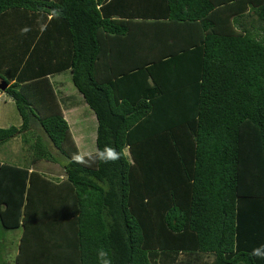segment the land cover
Returning <instances> with one entry per match:
<instances>
[{"label": "trees", "instance_id": "1", "mask_svg": "<svg viewBox=\"0 0 264 264\" xmlns=\"http://www.w3.org/2000/svg\"><path fill=\"white\" fill-rule=\"evenodd\" d=\"M2 15L29 37L0 65L21 118L0 145L21 136L32 165L64 173L0 163L14 264H100V249L113 264H264L250 255L264 245V0H0ZM66 70L115 163L73 159L48 79Z\"/></svg>", "mask_w": 264, "mask_h": 264}, {"label": "crops", "instance_id": "2", "mask_svg": "<svg viewBox=\"0 0 264 264\" xmlns=\"http://www.w3.org/2000/svg\"><path fill=\"white\" fill-rule=\"evenodd\" d=\"M23 18H24V21L27 20L26 16H24ZM13 19L15 20L16 17L12 16V15L0 16V39L1 38L7 39V37H9L8 40L5 39V42L0 43V65H2L4 63L12 62L14 60L12 56L17 53L16 46H15L17 44H14L13 42H15L16 38L19 37L16 41V42H18V45H19V42L21 39H23V41H24L22 43L26 44V42H27L26 40L29 37L28 34L22 35L21 32L16 33L14 30H10V29L5 28L4 24L10 20H13ZM118 63H120V62H117V64ZM1 70H0V84L3 82V79L1 78L2 75H3V77L4 76H10V75L4 74V72H2ZM59 74H60V78L55 79V76L59 75ZM63 74H65V75H63ZM6 78H8V77H6ZM48 79L50 80V83L52 84L53 89L56 93L57 99L59 101L60 107H61L63 115H64V118L68 122V125H70L69 126L70 130H71L70 118L73 121V124H72L73 125V133L75 136L77 135L76 137L75 136L73 137V135H72L73 140H74L77 148L82 149V147H81L82 144H80L81 143L80 138L83 141V137L80 136V133H79L80 130H78V128L80 126L76 125L77 122L73 118L76 115V113H74L73 111H74V109L78 108L79 111L82 110L84 112L85 111L84 106H86V107H88V106L85 103L83 96L74 87L72 80H71V71L70 70H66L64 72L57 73V74H51L48 76ZM68 80H70V81H68ZM12 83H13V81H10L9 85ZM9 103H13L12 100L6 95V93L0 91V128H9L10 126H14L15 122H12V120H10L9 116L7 118V116L4 113V109L6 108V105ZM86 110H88L89 113H87V115L85 117H83L84 118L83 120L85 121L86 119H89L90 122H91V119L96 120L94 112L92 110H90L89 108L88 109L86 108ZM90 111H91V113H90ZM18 121H19V123H18ZM18 121H16L17 126H15V127H19L21 125L20 116L18 117ZM96 122H97V120H96ZM96 128H97V125H96ZM95 141H96V138H95ZM24 156L27 159L26 153L24 154ZM0 163H4V162L0 161ZM38 163L39 162L32 165V162L30 159V165H28V167H30V169H32V170H36L35 166ZM7 164H10V163H7ZM54 164H56V163H54ZM38 172H40V173L44 174L46 177L52 178V179H62L64 177V174H60L59 176H55V175H49V174L45 173L44 171H38ZM20 236H21V234H20ZM20 236H19V239H20ZM17 245H18V243H17ZM16 252H17V246L15 249L11 250L12 257L15 258ZM180 258L183 259V256H180Z\"/></svg>", "mask_w": 264, "mask_h": 264}, {"label": "rangeland", "instance_id": "3", "mask_svg": "<svg viewBox=\"0 0 264 264\" xmlns=\"http://www.w3.org/2000/svg\"><path fill=\"white\" fill-rule=\"evenodd\" d=\"M65 75V74H63ZM60 78V74L55 76V79ZM70 81V80H68ZM85 107V111L78 110V108L74 109V113H76L74 120L77 122L76 125H79L78 128L80 136L83 137V141L80 138L81 148H78L79 153L81 155H89L96 152V120H92L91 122L89 119L83 120L87 113L88 107ZM5 115L10 117V120L14 123V126H17L16 121H18V113L16 107L13 103H9L6 105L4 109ZM91 113V111H90ZM95 119V118H94ZM19 123V121H18ZM71 123V133L73 137L75 136L73 133V121L70 118ZM95 125V126H94ZM70 126V125H69ZM77 136V135H76ZM75 136V137H76ZM25 137L30 140V142H34L32 139L33 134L31 132L27 133ZM45 138V137H44ZM29 145V143H28ZM26 145L24 141H22V137H15L7 141L6 143L0 145V161L4 163H10L13 165L25 167L30 165V159L32 158V150L30 147ZM27 154V159L24 154ZM55 162L52 161H39V163L35 166L36 171H44L49 175L59 176L63 173L62 166L60 164H54ZM21 234V229L16 230H5L0 225V264H14V257H12L11 250L15 249L17 243L19 242V236Z\"/></svg>", "mask_w": 264, "mask_h": 264}, {"label": "clouds", "instance_id": "4", "mask_svg": "<svg viewBox=\"0 0 264 264\" xmlns=\"http://www.w3.org/2000/svg\"><path fill=\"white\" fill-rule=\"evenodd\" d=\"M54 16H59L60 13L54 12ZM29 31L28 28L21 29V34H26ZM121 158V153L117 152L115 148L110 146H105L103 149H97L94 154L85 156L81 154H76L73 159L78 163L89 164V163H115ZM98 259L100 260V264H113L111 258L108 255V252L104 249L98 250ZM252 257L264 259V245L253 248L250 253Z\"/></svg>", "mask_w": 264, "mask_h": 264}, {"label": "water", "instance_id": "5", "mask_svg": "<svg viewBox=\"0 0 264 264\" xmlns=\"http://www.w3.org/2000/svg\"><path fill=\"white\" fill-rule=\"evenodd\" d=\"M7 84L5 83V82H2L1 84H0V91L1 92H4L5 90H6V88H7Z\"/></svg>", "mask_w": 264, "mask_h": 264}]
</instances>
